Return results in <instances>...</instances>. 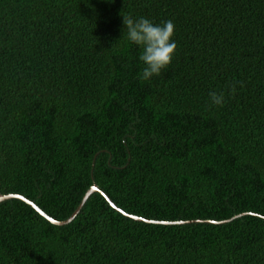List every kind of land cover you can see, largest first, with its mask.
Returning <instances> with one entry per match:
<instances>
[{
  "label": "trees",
  "instance_id": "obj_1",
  "mask_svg": "<svg viewBox=\"0 0 264 264\" xmlns=\"http://www.w3.org/2000/svg\"><path fill=\"white\" fill-rule=\"evenodd\" d=\"M127 16L175 24L150 82ZM93 186L164 224L10 199L0 264H264V0H0V197L64 222Z\"/></svg>",
  "mask_w": 264,
  "mask_h": 264
},
{
  "label": "clouds",
  "instance_id": "obj_2",
  "mask_svg": "<svg viewBox=\"0 0 264 264\" xmlns=\"http://www.w3.org/2000/svg\"><path fill=\"white\" fill-rule=\"evenodd\" d=\"M122 34L127 46L138 50L137 59L143 67L137 78L141 82H150L172 64L177 50L172 20L157 23L144 16L123 17ZM209 96L212 106H223L224 92H211Z\"/></svg>",
  "mask_w": 264,
  "mask_h": 264
},
{
  "label": "water",
  "instance_id": "obj_3",
  "mask_svg": "<svg viewBox=\"0 0 264 264\" xmlns=\"http://www.w3.org/2000/svg\"><path fill=\"white\" fill-rule=\"evenodd\" d=\"M94 193L101 194L116 212L122 214L123 216H125V217H127V218H129L131 220H134V221H137V222H146L148 224H164V223L149 222V221H145L144 219H141V218H138V217L127 215L123 211L119 210L113 203H111L109 198L107 196H105V194H103L96 186H93L92 188H90V190L83 197L79 207L74 212V214L71 216V218L66 220V221H64V222H58V221H55L54 219L46 216L45 213H43L34 203L26 200L24 197L19 196V195L1 196L0 197V203L4 202L6 200H10V199L20 200V201L26 203L27 205L31 206L37 213H39L42 217H44L46 220H48L52 225H54V226H64V225L69 224L75 218V216L80 212V210L82 209V207L84 206L86 201L89 199V197L91 195H93Z\"/></svg>",
  "mask_w": 264,
  "mask_h": 264
}]
</instances>
